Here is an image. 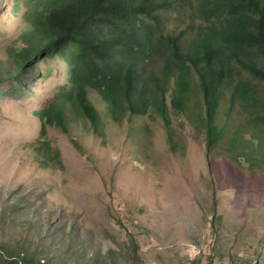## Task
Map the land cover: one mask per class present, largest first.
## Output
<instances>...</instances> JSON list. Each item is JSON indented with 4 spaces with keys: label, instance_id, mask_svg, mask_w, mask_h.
Here are the masks:
<instances>
[{
    "label": "rangeland",
    "instance_id": "374dc122",
    "mask_svg": "<svg viewBox=\"0 0 264 264\" xmlns=\"http://www.w3.org/2000/svg\"><path fill=\"white\" fill-rule=\"evenodd\" d=\"M27 1L0 0V64L14 73L31 26ZM189 22L169 17L166 34ZM35 68L23 90L0 83V264H264V165L251 173L221 145L210 153L205 134L172 107L173 81L176 152L153 108L117 123L94 92L104 138L70 104L69 133L48 126L42 135L37 112L60 94L68 66L43 56ZM245 120L235 117L233 129Z\"/></svg>",
    "mask_w": 264,
    "mask_h": 264
},
{
    "label": "trees",
    "instance_id": "16d2710c",
    "mask_svg": "<svg viewBox=\"0 0 264 264\" xmlns=\"http://www.w3.org/2000/svg\"><path fill=\"white\" fill-rule=\"evenodd\" d=\"M27 5V47L12 61L15 73L0 64V83L10 79L23 90L38 59L63 58L68 82L37 112L42 135L48 126L69 133L70 104L74 117L104 138L102 114L89 96L94 92L117 123L127 110L143 116L153 108L176 152L166 103L173 81L172 107L205 134L210 153L221 145L231 163L243 158L251 173L264 165V0H28ZM169 17L190 22L166 34ZM198 94L202 105L193 108ZM226 104L229 121L221 124ZM235 117L246 119L237 129Z\"/></svg>",
    "mask_w": 264,
    "mask_h": 264
}]
</instances>
